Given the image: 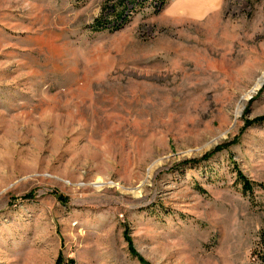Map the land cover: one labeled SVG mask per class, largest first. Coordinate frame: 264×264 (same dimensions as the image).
I'll return each mask as SVG.
<instances>
[{
  "label": "rangeland",
  "instance_id": "1",
  "mask_svg": "<svg viewBox=\"0 0 264 264\" xmlns=\"http://www.w3.org/2000/svg\"><path fill=\"white\" fill-rule=\"evenodd\" d=\"M165 1L0 0V264H256L264 0Z\"/></svg>",
  "mask_w": 264,
  "mask_h": 264
},
{
  "label": "trees",
  "instance_id": "2",
  "mask_svg": "<svg viewBox=\"0 0 264 264\" xmlns=\"http://www.w3.org/2000/svg\"><path fill=\"white\" fill-rule=\"evenodd\" d=\"M148 0H116L115 3L111 5L105 4L100 12V15L94 19L92 25L93 32H101L104 30H115L121 28L126 24L133 12L137 11V8L143 6ZM155 4L154 10L158 12L166 3L165 0H153ZM257 122H264V117H259L251 121H245V126H250ZM234 140L231 142H226L216 147L212 152L205 155L204 159H208L214 153L227 148L230 144H233ZM237 179L242 185L245 191H251L252 184L249 183L243 175L237 171ZM132 250V249H131ZM252 258L256 264H264V230L259 234V240L252 251ZM142 261V259H139ZM54 264H75L72 258H66L61 253H59Z\"/></svg>",
  "mask_w": 264,
  "mask_h": 264
},
{
  "label": "crops",
  "instance_id": "3",
  "mask_svg": "<svg viewBox=\"0 0 264 264\" xmlns=\"http://www.w3.org/2000/svg\"><path fill=\"white\" fill-rule=\"evenodd\" d=\"M197 1L199 4H197ZM220 2L221 0H191L190 1V8L195 5L198 8L196 9H191L193 10L195 13L193 14V16H208L210 11L214 12L217 11L219 6H220Z\"/></svg>",
  "mask_w": 264,
  "mask_h": 264
},
{
  "label": "bare ground",
  "instance_id": "4",
  "mask_svg": "<svg viewBox=\"0 0 264 264\" xmlns=\"http://www.w3.org/2000/svg\"><path fill=\"white\" fill-rule=\"evenodd\" d=\"M261 81H262V80L258 81V82L256 83L255 87H258ZM245 100H246V99H245L244 97L241 98V101H242V102H244ZM239 114H240V109L237 108V109H236V116H238Z\"/></svg>",
  "mask_w": 264,
  "mask_h": 264
}]
</instances>
